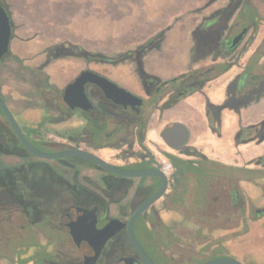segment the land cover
<instances>
[{
  "label": "rangeland",
  "instance_id": "obj_1",
  "mask_svg": "<svg viewBox=\"0 0 264 264\" xmlns=\"http://www.w3.org/2000/svg\"><path fill=\"white\" fill-rule=\"evenodd\" d=\"M22 1L26 3L22 5ZM105 1L101 0V6H104ZM4 2L7 8L5 10L9 14V19H11V46L14 48L20 46V43L27 45L26 54L23 55L22 59L29 67L15 66L16 71H18L16 72L13 66L7 67L3 64L10 59L9 55L6 56L4 61L0 62V96L7 106L11 107L8 106L22 130L25 129L24 127H34L44 118L42 115L50 109L49 104L44 99V93L47 100H52L54 103L57 102L56 92L59 89L51 81L48 74L55 67L66 66L73 72H80L84 68L95 67L105 73L110 71L120 73L117 75H127L126 70L119 68L128 66L137 76L138 81V90L136 92L129 90V92L143 96V92H146L147 88L143 86L144 91L142 90L140 79L144 81L152 75L155 80L162 81L157 74L171 71L174 65L176 68L184 69V71L179 72L174 77L186 74L191 70L210 67H212L214 73L218 72V74L216 73L218 76L230 67L236 66L238 59L246 55L249 50L250 55L257 44V40L262 36L264 37V0H116V5L118 4L117 6H119L117 10L100 11V27L90 26L85 28L50 24L67 23L71 21V18L76 22L75 20L78 17L79 19L84 16L89 17L93 9L90 10L88 8V11L80 10L82 7L91 6V0H85L84 2L83 0H11L10 3L4 0ZM243 2H248L250 6H243ZM108 6L113 7L114 4L108 3ZM211 10H213V13H218L214 17L219 19L222 15L223 20L220 19V21L213 24L205 22L202 24L203 28L201 29L198 23L199 19L205 18L204 16ZM222 10L223 12H221ZM254 10L258 15H256ZM234 20L236 24L239 23L238 26L246 24L254 26L248 29L241 44L239 43L240 45L235 48L236 50L229 54L219 53L214 55V52L213 54H203L200 50V41L209 34H213V37L216 36V40H220ZM246 20L250 21V23ZM216 28L218 32H216ZM209 29H211V32ZM239 29V27L236 28L230 34H234ZM80 31H83V33H80ZM252 34L258 36L255 42H251L252 38L249 37ZM178 36H185L186 38L183 48L176 51L173 48L174 44H166L162 48L166 38L170 39ZM80 37L84 38V45L78 43ZM247 39H249L248 43ZM260 39L264 40V38ZM93 44H95V48H93ZM243 45L244 47L250 45V48L246 50ZM155 50L158 57L162 59L153 66L152 69L156 72L154 74L144 68L142 57L146 54H151ZM244 50L246 51L244 52ZM258 50L264 52V46L260 45ZM126 51L131 53L132 58L124 59ZM155 53L153 54L154 58L157 56ZM122 56L123 58H121ZM166 56L170 59H166ZM218 60H223V62L218 63ZM227 64H229V67L220 72L221 68H225ZM131 70L129 71L131 72ZM14 73L17 75L16 77H14ZM8 78L10 79L8 84L11 89H8L5 83ZM134 81L136 80L134 79ZM228 107L231 106L228 105ZM34 115L38 119L36 123L29 117ZM0 123L6 131L10 132V125L4 116L0 115ZM76 129V127H69L66 122L51 124L50 121H47L40 127L39 132L43 139H50L57 143L64 141L65 138L74 136ZM263 140V138L259 139L258 142ZM44 151L53 152L54 150L45 148ZM103 152H106L104 155L107 161L117 164L124 163V160L114 157V151L104 150ZM32 157V161L38 160L44 163V165L41 163L40 166L43 168V172L49 170L47 172L49 176L55 171L60 172L59 169L63 170V172L67 171L63 167H58L56 159ZM166 159L168 158L166 157ZM191 159L196 160L192 157ZM2 160L6 165L19 164L23 161L22 158L11 155L4 156ZM254 160H251V162ZM25 172L29 180L41 178L34 176V174L31 175V171L28 172L26 170ZM218 172L229 174L230 170L220 169ZM86 173L91 177L96 174V172L91 170L86 171ZM67 175L69 176V173ZM120 178L130 181L136 180V178H124V176H120ZM257 184L259 183L256 181L255 187L249 186V192L257 198L254 202L255 206L264 208V187L259 189ZM98 185L101 188L104 187L99 182ZM216 188L219 187L217 186ZM214 193H216L215 190ZM259 195H261V199H258ZM165 196L163 195L159 198L151 207L159 209L166 206L164 203ZM120 199L121 197L111 207V212H114L120 202L125 201L123 198ZM165 209L172 212L170 214L171 219L181 221L182 212L177 210L175 205L170 204ZM250 219L248 231L244 234L227 235L229 236L228 238L222 234H213L211 236L212 238H221L225 245L223 247L224 251L244 264L252 262L264 264V214L257 218L251 212ZM165 220H168V218H165ZM57 221L52 218L46 224H44L45 222L36 225L32 224L30 227L27 224V220L20 213H15L8 221L0 219V264H18L22 258L29 256H38L39 264H49L48 260L44 258V252L52 257L58 255L61 263H57L54 260L57 264H81L82 255L80 251L77 246L71 245L73 240L71 241L68 236L58 230ZM29 233L34 238H28ZM192 235L194 234L183 230L176 232L175 237L177 242L189 244L192 243L194 238ZM201 239H204V237H196L197 243L200 241L202 243ZM34 242L40 245L45 243L56 245L35 246ZM60 243H67L68 246H59L58 244ZM205 248L207 250H204ZM197 249H203L201 251L206 252V254L211 253V251L212 253L215 252L213 251L215 249L214 246H171L163 254L166 262L162 263L155 258L153 251H150L155 264H196L199 260L191 252L195 253ZM220 252L219 250L216 253ZM105 260L106 258L102 259L101 264H108ZM32 262L28 263L31 264Z\"/></svg>",
  "mask_w": 264,
  "mask_h": 264
},
{
  "label": "flooded vegetation",
  "instance_id": "obj_2",
  "mask_svg": "<svg viewBox=\"0 0 264 264\" xmlns=\"http://www.w3.org/2000/svg\"><path fill=\"white\" fill-rule=\"evenodd\" d=\"M242 5L246 6L249 4L248 2H243ZM221 12H223V10ZM216 14L218 13H213V10H211L204 16L205 18L199 19L198 23L200 28H203L202 24L205 22L213 24L214 22L220 21V19L223 20L222 15L219 19L214 17ZM234 22L230 24L228 29H226L225 34L222 35L220 40H216V36L213 37V34H209L206 35L202 41H200L201 46H199L203 54H213V52L214 55L219 53L229 54L230 52H234L236 50L235 48L241 44L248 32V29L254 26L252 24L238 26L239 23L236 24L235 20ZM247 22L250 23V21ZM238 27L240 28L239 30H237L234 34H230ZM244 28H246V32L240 41L236 45L232 46V39ZM209 30L211 32V29ZM216 32H218L217 28ZM249 37L252 38L251 42H255L256 38H258L255 34H252ZM260 38L264 37L262 36ZM260 38L257 40V44L243 64L241 72L237 73L231 79L228 86L229 97L218 105H214L206 99L205 111L208 121H210L212 126H215V124H217V126L219 125V112L221 108L230 105L233 110H237V112H239L242 107H245L250 101L254 100V98L260 94L262 90H264V52H260L258 50L260 45L262 47L264 46V40H261ZM249 39H247V43L249 42ZM249 46L250 45H248V47L245 46L246 50L250 48ZM245 47L243 45V48ZM246 50H244V52ZM9 52L10 42L8 52L2 57L0 62L4 61L5 57L10 54ZM124 56V59L132 58L131 53L129 52H127ZM121 58H123V56ZM252 61L253 63H251ZM247 67L253 68L256 71L251 73L250 69L246 70ZM83 70H92L122 87L105 74L96 70L84 68L81 71ZM80 72L68 81L64 88L66 85L73 82ZM152 77L153 76L150 75L144 81L140 79L142 90L144 91L143 86H146L147 90L146 92H143V96L135 94L142 99V104L139 107H132L130 105L123 107L122 105L116 104L111 99L105 97L104 93L98 86L90 83L85 84V91L92 106L86 110L81 108L70 109L62 98L64 88L56 92V103L52 100H47L44 93V99L49 104V108H54L58 112L56 118H58L59 121L50 122L51 124H59L74 113L78 115V117L82 120V123L75 130L74 136L65 138L64 141L57 143H54V141L50 139H44L41 144L36 142L39 145L38 149L44 151L45 148H52L54 150L53 152L65 151L68 149H79L97 155L105 161L107 160L102 155V152L104 150L114 151V157L124 160L123 164L107 161L115 166L133 171L159 168L157 158L146 145V129L148 121L153 110L171 107L179 101H176L172 105L160 108L163 104L167 103L171 97H180L183 95L184 98L191 94H187V91L192 83L189 81H183L174 86V88L166 89L162 84L166 80H155ZM135 80L137 81L136 75ZM136 83L138 85V81ZM53 91L55 92V90ZM233 137V142L237 145L248 144L250 142L258 144L259 139H264V118L256 122L248 121L245 123L239 114ZM35 141L36 140H34V142ZM187 142L182 148L177 150L181 154L192 157L196 160L188 158L187 161H182L179 166H176L169 161L171 173L167 176L168 183L164 193V196L166 195L164 199L166 206L157 209L155 207H151V205L143 213H141L133 224V234L137 233L139 237L141 236L146 240L147 230L153 229L157 231L160 234L161 241L156 242L151 240L150 242L145 241L144 243L139 244L140 246H157L160 251L158 258L161 262H166V258H164L165 256L163 254L170 246H214L216 252L219 250L221 251L217 254L221 256L215 257L234 258L229 255L228 252L224 251L223 247L225 245L223 242L186 244L172 242L170 238H168V235H176V232L183 230L196 235L222 234L227 236L246 233L251 220V212H253L257 218L264 214V208H258L254 204L255 199H257L256 196H252L249 192V186L255 187L256 181L259 183L257 184V188L261 189L264 187V153L255 158V160L253 159L254 161L240 166L224 164L216 161L220 163V166L216 165L215 169H219L220 167L221 169H226L224 168L226 166L235 167L236 169H228L230 170V173L227 174V176H229L230 179L228 182L226 180L225 183L221 182V186H218L219 188H216V193L213 194V192L211 193L212 188H210V185L206 184L208 180L205 181V177L203 178L202 185L199 187L197 186L199 185L197 174L189 171L190 167H199L203 174L210 172V169L212 168L210 161H212V159L208 158L195 148L187 146ZM155 148L156 151L160 150V148H157L156 146ZM161 153L163 155L167 154L162 151ZM30 159L33 160L32 155ZM56 161L58 167H63L67 171L63 172V170L61 171L57 167L63 177L60 178L57 175V179L54 180L55 182H52L54 184H52L50 188L52 190H56L57 193H53V195L51 194L49 197L55 203H62V205L59 210L46 211L41 217L55 218L58 220V230L68 236L71 241L72 236L68 230L71 227L74 228V225L77 223L76 215L80 213L82 209H96L98 219L96 224L97 228L103 226L110 218H117L122 222H126L134 210L152 194H154L160 186V179L158 177H139L131 183L130 180L120 178V175L110 172L108 173L94 162L82 156H65L56 159ZM223 165L224 167H222ZM88 170L96 172L95 176L91 177L87 174L86 171ZM17 173L18 175L20 174L19 169ZM68 173L69 176L67 175ZM76 173L77 175L75 177ZM74 179H76L77 185L71 189L69 188V183L74 185ZM113 180L119 181L113 183ZM98 182L103 184L104 187L101 188L98 185ZM150 192L152 194L147 197ZM260 196L261 195H259L258 199H261ZM120 197L125 201L122 203L120 202L116 209H114V212H111V207L117 203L116 200ZM101 198H103L104 201ZM104 202L108 203L107 208H105ZM170 204L175 205L177 210L182 212L181 221L171 219L170 214L172 212L165 209L166 207L168 208ZM75 208L80 209V211H76ZM32 215L35 216L34 213ZM164 217L168 218V220H165ZM69 226L71 227L68 229ZM120 235L126 236V227L122 228L116 235L111 237L103 247V249L109 248L110 264H128V260L130 258L133 259L131 264H144L129 241L128 243L119 242ZM28 238L34 237H32L29 233ZM33 244H35V246L56 245H53V243L40 245L36 242ZM58 245L68 246L67 243H60ZM71 245L77 246L73 241ZM123 246L131 247H128L127 250H123ZM201 250L203 249H197V252L195 253L189 250V252L194 254L199 260L196 264L208 261L206 259L213 255L212 251L211 253L206 254V252ZM204 250L207 249L205 248ZM58 260H60L59 256L56 255L55 261ZM49 261V264H53V262H55L52 259ZM152 262L155 264L154 260H152ZM252 263L257 264L254 262ZM32 264L34 263L32 262ZM97 264H101L100 259H98Z\"/></svg>",
  "mask_w": 264,
  "mask_h": 264
},
{
  "label": "crops",
  "instance_id": "obj_3",
  "mask_svg": "<svg viewBox=\"0 0 264 264\" xmlns=\"http://www.w3.org/2000/svg\"><path fill=\"white\" fill-rule=\"evenodd\" d=\"M7 1L8 3L11 2V0H7ZM84 1L85 0H83V2ZM91 2H92L91 6L84 8L82 7V9L80 10V11L82 10L88 11L87 10L88 8L90 10L93 9L89 17L84 16L85 18L80 17V19L78 17L75 20L76 22H74L72 20L73 18H71L70 22L51 23L50 25L58 26L60 24L59 26H71V27L78 26L81 28L90 27V26L100 27L101 26L100 11L101 10L107 11L113 9L117 10L119 7L117 6L118 4L116 5V0H112V1L106 0L104 2V6H101L102 4L101 0H91ZM24 3L26 2L22 1V5ZM108 3L114 4V6L109 7ZM80 33H83V31H80ZM83 40L84 38L80 37L78 43L80 44L82 43L84 45ZM185 43H186L185 36H178L170 39L166 38L165 41L163 42L162 48H164L166 44H170V45L174 44L173 48H175V50L178 51L184 47ZM93 48H95V44H93ZM26 51H27V45L20 43V46L13 48L10 43V52H9L10 59H8L3 64L7 67L13 66V69L15 71H16L15 66L18 67L21 65L23 68H28L29 65L26 64L22 59L23 55L26 54ZM155 52L156 50L153 51L151 54L148 55L146 54L145 56L142 57L144 68L150 73H154V74L156 72L154 71V69H152L153 66L157 61L162 59L159 58L157 53ZM154 53L157 55L155 58L153 55ZM249 53L250 50L249 52L246 53V55L238 59V63L236 66L230 67L228 70L224 71L216 78H213L212 80L206 82L199 91H195L187 95L186 97L180 99L177 103H175L171 107L165 109L153 110L146 129V145L154 153L158 162L164 160L169 161L168 159H166L165 155L161 153V151L165 153H169L175 156L176 158L181 159L182 161H187L188 158H191L181 154L178 150H174L170 148L162 140L161 132L163 128L175 122L182 123L187 128L189 133L187 146H191L195 148L196 150L200 151L201 153H203L212 160L224 164L240 166L251 162V160L261 156L264 153V140L262 142H259L258 144L257 143L255 144V142H250L248 144L237 145L233 142L234 140L233 135L236 130L239 114L241 119L245 123L248 121L256 122L264 118V90H262L260 94H258L254 98V100L250 101L245 107H242L239 110V112H237V110H233L232 107H228V106H225L224 108L220 107L221 108L219 112L220 123L218 126L217 124H215V126L214 125L212 126V124H210V121H208V117L205 111L206 99L210 103L214 105H218L221 104L224 100H226L227 97H229L228 96L229 83L237 73L241 72V69L243 68V64L245 63ZM166 59H170V58L166 56ZM217 62L220 63L223 62V60H218ZM90 68L102 74H105L106 76H108L109 78L120 84L122 88H126L128 91L134 90L136 92L138 90V85L136 81H134L135 74L128 66H123L119 68L126 70L127 75L125 74L117 75L120 73L110 72V71H109L110 73L109 72L105 73L95 67H90ZM128 69L131 70V72ZM249 69L251 73H254L253 68L247 67L246 70ZM181 71H184V69L176 68V66L174 65L171 71H167L170 73L167 72L158 73L157 76L160 77L162 80H167L169 78L174 77L176 74H179V72ZM77 73L78 72H73L72 70H69L68 67L66 66L55 67L54 69L48 72L51 81L57 86L59 90L63 89L65 84L68 81H70L72 78H74V76H76ZM16 76L17 75H15L14 73V77ZM9 80L10 79L8 78V80L5 81V83L7 84L6 86L8 87V89H11L8 84ZM246 107L248 108L245 109ZM57 114L58 112L54 108H50L48 109V112L42 116L49 117L52 119L50 122H54L53 119L56 118ZM29 117L33 119L35 123L38 122V119L35 115ZM64 122H66L69 127L78 128L81 125L82 120L78 117L77 114L74 113L61 123ZM155 146L157 148H160V150H158L159 152L156 151ZM105 153L106 152H102V155L104 157H106L104 155Z\"/></svg>",
  "mask_w": 264,
  "mask_h": 264
},
{
  "label": "water",
  "instance_id": "obj_4",
  "mask_svg": "<svg viewBox=\"0 0 264 264\" xmlns=\"http://www.w3.org/2000/svg\"><path fill=\"white\" fill-rule=\"evenodd\" d=\"M245 32L246 28L242 29L232 39L231 45H236ZM11 34L12 26L8 13L0 3V61L2 57L8 52ZM86 83L98 86L104 93L105 97L111 99L116 104L122 105L123 107L127 105L139 107L142 104V99L139 96L118 86L105 76L100 75L92 70H83L74 79V81L66 85L63 90L62 98L70 109L81 108L86 110L92 106L85 91ZM0 111L9 123L18 141L21 143L24 149L34 157L40 159H58L65 156H82L94 162L105 171L116 175L130 178L158 177L160 179V186L157 191L148 199H146L141 205H139L126 222H122L117 218H110L103 226L97 228L96 224L98 219L96 215V209H82L80 211V209L75 208L76 211H80V213L76 215L77 223L74 225V228L71 226L68 227V229L71 227L68 231L71 233L72 240L75 242L82 255L81 264H97L106 242L124 227H126L127 239L141 261L144 264H154L144 249L140 246L139 242L136 240L133 234V224L141 213H143L165 193L168 178L159 168L138 171L127 170L115 166L97 155L79 149H68L60 152H44L36 148L29 141L1 96ZM161 137L167 146L177 150L182 148L183 145L188 141L189 133L187 128L182 123L175 122L163 128ZM132 261L133 259L130 258L128 260V264H131ZM200 264L244 263L236 258L224 257L208 260Z\"/></svg>",
  "mask_w": 264,
  "mask_h": 264
},
{
  "label": "trees",
  "instance_id": "obj_5",
  "mask_svg": "<svg viewBox=\"0 0 264 264\" xmlns=\"http://www.w3.org/2000/svg\"><path fill=\"white\" fill-rule=\"evenodd\" d=\"M1 5L6 8L5 2L4 0H0ZM7 10V8H6ZM255 11V10H254ZM256 15L257 12L255 11ZM9 15V14H8ZM11 22V19H10ZM229 64L225 65V68H221L220 72L225 70ZM218 74V72H216ZM216 73H214L212 71V68H205V69H195V70H191L189 72H187L186 74L183 75H179L176 76L174 78H171L169 80H166L165 82H163V86L164 88L168 89V88H174V86H176L177 84L183 82V81H189L192 83V85L190 86V88L187 91L188 93H192L193 91H198L200 90L204 84L213 79L214 77H216ZM183 98V95L180 97L174 96L171 97L170 100L163 104V106H161L160 108L172 105L173 103H175L176 101L180 100ZM0 115L3 116V114L0 111ZM52 119L49 117H44L42 118L34 127H24L25 129L22 130L27 138L29 139V141L36 147L38 148L39 145L36 143H43V138L41 137V134L39 132L40 127H42L47 121H51ZM54 121H59L58 118L53 119ZM7 121V120H6ZM9 124V123H8ZM10 132L6 131L4 129V127L1 125L0 123V219L1 220H5L8 221L15 213H20L22 215V217L27 220V224L28 226L31 227V225H36V224H40V223H48L50 222V220L52 218H48V217H41L42 214H44L46 211L49 210H59L61 208L62 203H55L49 196L53 193L56 194L57 191L56 190H52L50 188V186H52V182H55L54 180L57 179V175L62 178V174L61 172H53L52 175L53 177L49 176L47 174V172H49V170H47V172H43L40 166V164L42 163L44 165L43 162H40L38 160H34L32 161V159H30L31 154H29L24 147L21 145V143L18 141L17 137L15 136V134L13 133L11 127H10ZM34 140H36L34 142ZM17 156L23 159V161L21 163H19L20 165H6L2 158L4 156ZM165 156L168 158V160L175 164L176 166H179L180 163H182V160L179 158H176L175 156L167 153L165 154ZM26 159V161H25ZM212 164V168L210 169V172L203 174V172L200 171V168L198 167H190L189 171L190 172H194L197 174V180L199 182V185L197 186H201L202 185V181L203 178L205 177V181L208 180V182L206 184L210 185V188H212L211 193H214V190L216 191V187L219 186V184L221 182L225 183V180L228 182V180L230 179L229 176H227V174L224 173H219L218 170L221 169V167L219 169H215L216 165H219L220 163L216 162V161H210ZM192 163V161H191ZM220 166V165H219ZM224 167V165L222 166ZM46 168V167H45ZM226 169H236L235 167H230V166H226L224 167ZM18 169H19V175H18ZM188 169V168H187ZM26 170H28V172L31 171V175L34 174V176H39L41 178H37L35 179H28L29 177H27L26 175ZM39 170H41L40 172H38ZM53 171V170H52ZM109 173V172H108ZM77 173L75 174L76 177ZM220 180V181H219ZM114 181V182H113ZM112 182L115 183L116 181L119 180H113ZM132 183V181H131ZM77 185V181L76 179H74V185L69 183V188H73ZM221 186V185H220ZM86 188V187H85ZM88 189V188H86ZM200 189V188H199ZM199 193V191H198ZM150 194H152L151 192L149 193L148 196H150ZM103 201L104 199L101 198ZM65 204V203H63ZM104 206L105 208L108 207V203L104 202ZM34 213L35 216H33L32 214ZM55 219V218H54ZM147 238L145 240V238L143 237H139V235H137V233H134V236L136 238V240L139 243H144L146 242H150L151 240L153 241H161L160 240V234L153 230V229H149L147 230ZM235 235H241V234H235ZM146 236V235H145ZM194 238L192 240V243L189 244H193V243H197L196 237L197 238H201V236L204 237V239H201L203 242H210V243H215V242H222L221 238L220 241L217 238H212L211 235H192ZM181 237V236H180ZM225 237H229V236H225ZM168 238H170V240L172 242H177L176 241V237L175 234H171L168 235ZM178 238V237H177ZM215 239V240H212ZM223 239V238H222ZM199 241V240H198ZM119 242L122 243H128V240L126 238L125 235H120L119 236ZM179 243H183L180 242ZM198 243H201L198 242ZM187 244V243H186ZM128 247L131 246H123L122 249L123 250H127ZM144 251L149 255V257L154 260L151 257V251H153L155 258L159 260V255H160V251L158 250L157 246H141ZM171 247V246H170ZM213 251H215L214 253H212L213 255L210 256L208 259L206 260H212V259H217L219 257H215V256H221V255H217L216 250L214 249ZM44 258H46L48 260V262L50 263L49 260H56V256H50L48 254H46V252H44ZM34 257V258H33ZM55 258V259H54ZM106 258L107 263L110 264V258H109V248H105L103 249L102 255H100L99 259L102 262V259ZM35 260V261H34ZM33 261L34 264H39V257L38 256H29V257H25L22 258L18 264H26L28 262ZM57 263L60 262V260L56 261ZM55 262H53V264H57ZM61 263V262H60ZM163 263V262H162ZM66 264V263H65ZM253 264V263H251Z\"/></svg>",
  "mask_w": 264,
  "mask_h": 264
},
{
  "label": "built area",
  "instance_id": "obj_6",
  "mask_svg": "<svg viewBox=\"0 0 264 264\" xmlns=\"http://www.w3.org/2000/svg\"><path fill=\"white\" fill-rule=\"evenodd\" d=\"M159 169L168 176L171 173V166L169 161H161L159 162Z\"/></svg>",
  "mask_w": 264,
  "mask_h": 264
}]
</instances>
